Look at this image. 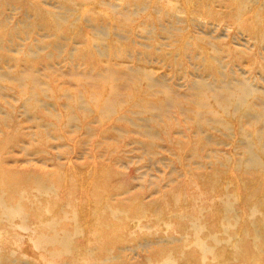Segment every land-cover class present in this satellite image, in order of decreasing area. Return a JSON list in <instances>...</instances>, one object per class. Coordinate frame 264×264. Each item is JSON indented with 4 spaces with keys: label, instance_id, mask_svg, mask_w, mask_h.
<instances>
[{
    "label": "rangeland",
    "instance_id": "rangeland-1",
    "mask_svg": "<svg viewBox=\"0 0 264 264\" xmlns=\"http://www.w3.org/2000/svg\"><path fill=\"white\" fill-rule=\"evenodd\" d=\"M0 264H264V0H0Z\"/></svg>",
    "mask_w": 264,
    "mask_h": 264
}]
</instances>
